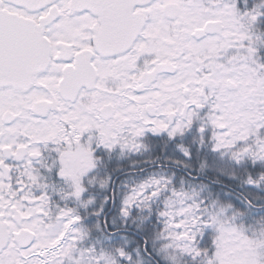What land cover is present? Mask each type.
<instances>
[{
  "label": "snow or ice",
  "instance_id": "snow-or-ice-1",
  "mask_svg": "<svg viewBox=\"0 0 264 264\" xmlns=\"http://www.w3.org/2000/svg\"><path fill=\"white\" fill-rule=\"evenodd\" d=\"M0 264H264V0H0Z\"/></svg>",
  "mask_w": 264,
  "mask_h": 264
}]
</instances>
